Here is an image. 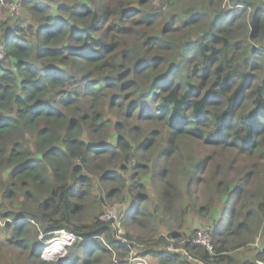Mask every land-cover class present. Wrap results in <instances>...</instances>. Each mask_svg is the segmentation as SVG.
<instances>
[{
    "label": "trees",
    "instance_id": "obj_1",
    "mask_svg": "<svg viewBox=\"0 0 264 264\" xmlns=\"http://www.w3.org/2000/svg\"><path fill=\"white\" fill-rule=\"evenodd\" d=\"M17 1L22 20L0 22V264L264 260L233 255L264 237V0ZM115 204L125 242L101 220ZM62 229L79 239L44 261Z\"/></svg>",
    "mask_w": 264,
    "mask_h": 264
},
{
    "label": "built area",
    "instance_id": "obj_2",
    "mask_svg": "<svg viewBox=\"0 0 264 264\" xmlns=\"http://www.w3.org/2000/svg\"><path fill=\"white\" fill-rule=\"evenodd\" d=\"M0 6L5 7V10L9 17H15L20 13L21 10L17 0L13 2L0 0ZM3 57H4L3 48L2 46H0V60H2ZM116 213L117 211L114 206L107 207L101 216V220L104 222H111L116 238L125 242V240L122 237L124 234L123 226L118 214ZM0 225H2L1 221H0ZM78 239L79 238L77 236L63 229L53 232L51 238L46 240L44 243V249L41 258L44 261H54V260L62 259L66 253V250L70 248ZM194 244L204 247L209 253L213 252L211 237L207 231L204 230L198 231L194 239ZM255 247L261 253H264V247H259L258 245H256ZM167 250L185 254L182 248H174L173 245L168 246ZM132 262H138V261L134 259ZM138 264H142V262L139 261ZM257 264H264V260L257 261Z\"/></svg>",
    "mask_w": 264,
    "mask_h": 264
},
{
    "label": "rangeland",
    "instance_id": "obj_3",
    "mask_svg": "<svg viewBox=\"0 0 264 264\" xmlns=\"http://www.w3.org/2000/svg\"><path fill=\"white\" fill-rule=\"evenodd\" d=\"M195 1H197L198 3H201L202 0H195ZM42 2L52 4L53 7H55L58 4L57 0H42ZM22 16H23V13L21 10L20 13L18 15H16L15 17H9L6 10H5V7L0 6V22H6L7 20L13 19V18L14 19L20 18L22 20V18H23ZM27 22H30V21L28 20ZM187 203H190V201H187ZM126 206H127V204L125 206L122 204H115L114 207L116 208V211H117L116 214H119L118 211L124 212L126 210ZM191 211H194V210H192V208H191ZM190 216L191 217L189 219L191 220L192 223L190 226H188L189 229H193V230L197 229V226L194 224L200 222L199 221L200 219L195 214H190ZM201 222H204V221L201 220ZM187 224H189V220L187 221ZM187 224H186L185 228H187ZM123 231L125 233L124 229H123ZM159 231L163 234L167 233V231L162 227L159 229ZM38 240L44 242L42 234H40V236L38 237ZM181 244H182V242L170 241V245H177V247H180ZM256 245H258L259 247H264V237L263 236L260 238L258 237V239L254 243H252L250 246L246 247L245 249L238 250L236 253V256L240 260H244V259L252 260V259H254L257 255V249L255 247ZM139 247L140 246L134 245L132 248L131 255L137 254L138 249H140ZM67 253H68V249L66 250L64 257L67 255ZM233 255H234V253H233ZM133 260L134 259H132L131 261H133ZM54 261H56V260H54ZM137 261H140V260H137ZM141 262H142V264H155L154 261H152L151 259H148V258L141 260Z\"/></svg>",
    "mask_w": 264,
    "mask_h": 264
},
{
    "label": "crops",
    "instance_id": "obj_4",
    "mask_svg": "<svg viewBox=\"0 0 264 264\" xmlns=\"http://www.w3.org/2000/svg\"><path fill=\"white\" fill-rule=\"evenodd\" d=\"M124 206H125V204H123ZM191 216H189V218H190ZM188 218V220H189V224H187V228H189L188 226H190L191 225V220ZM187 220V221H188ZM200 221V220H199ZM194 225H196L197 226V229H202V228H210V224H209V222H198V223H195ZM238 251V250H237ZM237 251H235L234 252V256H236V253H237ZM237 257V256H236ZM238 258V257H237Z\"/></svg>",
    "mask_w": 264,
    "mask_h": 264
}]
</instances>
